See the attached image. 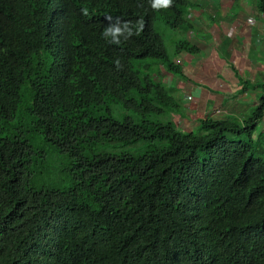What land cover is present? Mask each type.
Returning a JSON list of instances; mask_svg holds the SVG:
<instances>
[{
  "label": "trees",
  "instance_id": "16d2710c",
  "mask_svg": "<svg viewBox=\"0 0 264 264\" xmlns=\"http://www.w3.org/2000/svg\"><path fill=\"white\" fill-rule=\"evenodd\" d=\"M190 6L0 0V264H264V82L183 132L152 75L183 69L158 20L198 52ZM107 15L143 31L109 44Z\"/></svg>",
  "mask_w": 264,
  "mask_h": 264
},
{
  "label": "crops",
  "instance_id": "0c3cea01",
  "mask_svg": "<svg viewBox=\"0 0 264 264\" xmlns=\"http://www.w3.org/2000/svg\"><path fill=\"white\" fill-rule=\"evenodd\" d=\"M189 1L196 5L190 15L197 29L189 37L199 48L185 61L192 73L185 77L162 73L161 79L180 77L168 87L188 94L182 101L185 116L177 119L191 130L196 120L216 117L218 110L240 114L256 103L261 89L252 85L264 82V12L256 8V0ZM185 53L177 54L179 63ZM244 82L250 89H243Z\"/></svg>",
  "mask_w": 264,
  "mask_h": 264
},
{
  "label": "clouds",
  "instance_id": "9594fccd",
  "mask_svg": "<svg viewBox=\"0 0 264 264\" xmlns=\"http://www.w3.org/2000/svg\"><path fill=\"white\" fill-rule=\"evenodd\" d=\"M189 1V0H188ZM173 0H149L150 7L155 10L159 11L162 9H168L172 6ZM190 2V1H189ZM196 5H191L189 8V19L193 22L192 16L190 15L191 10L195 9ZM84 15H87V10H82ZM105 19L108 21L107 26L104 27L103 30V37L109 43L113 45H120L121 43H126L132 39L134 36H139L144 28V21L137 20L134 23L131 21L121 20L119 17L113 18L111 15L105 16ZM194 23V22H193ZM194 28L196 26L194 24ZM177 31V30H176ZM196 30L189 31L195 34ZM197 32V31H196ZM192 37V36H191ZM189 54V53H187ZM115 67L117 70L121 68V61L117 58L114 61ZM220 110L217 111L218 114ZM218 116V115H217ZM225 116V115H224ZM223 117V116H222Z\"/></svg>",
  "mask_w": 264,
  "mask_h": 264
},
{
  "label": "rangeland",
  "instance_id": "374dc122",
  "mask_svg": "<svg viewBox=\"0 0 264 264\" xmlns=\"http://www.w3.org/2000/svg\"><path fill=\"white\" fill-rule=\"evenodd\" d=\"M190 4L191 5H194L191 1H190ZM155 21H157V20H155ZM154 25H155V28H157V30L158 31H160L161 32V34L163 35V39H165V42H166V46H167V49H168V52H169V54L172 56V58H173V60H175L176 62H180V60H179V56H176V50H175V45H176V42L177 41H179L180 39H181V37L183 36V32L184 31H181L180 29L179 30H174V31H172V30H170L168 27H167V25L164 23V21H162V20H158L157 22H155L154 23ZM197 30V29H196ZM196 34H197V32H196ZM190 54H187V53H185L184 54V56H186V59H184V60H182L181 59V62H182V65H183V69H182V75L185 77V75H187V74H191L192 72L191 71H189V69L191 68V66H187V63L186 62H188L189 60H190V58L192 57V56H189ZM186 61V62H185ZM161 66V65H160ZM159 66V67H160ZM192 69V68H191ZM153 70H155L154 72H153V76H155V80H157V81H160L161 80V76L163 77V75H160V76H157V72H158V70H157V66H154L153 67ZM164 72H162V73H164V75L165 74H169V75H172L173 76V74H175V73H170V72H168L167 70H166V68H164L163 67V69H162ZM189 72V73H188ZM178 78H180L179 76H174L173 78H171V80L172 81H170V79H168V77L166 78V81H167V85L170 87L171 85H175L176 84V82H177V80H178ZM182 80H185L184 78H182ZM193 86V89H195V88H197L196 86H194V85H192ZM191 88L189 87V90H190ZM180 90V88H175V91H174V96H176L178 99H180L181 100V98L178 96V91ZM180 96L182 97V100L181 101H183V98H185L188 94L185 92V91H181L180 90ZM181 101H178V103H179V106H180V109H178V110H181V106H182V104H183V102H181ZM184 105V104H183ZM173 114H175V112L173 113ZM227 114V110H221L220 112H219V114H218V116H224V115H226ZM176 117H178V116H176ZM185 122V121H184ZM178 129L179 130H181V131H183V132H186V131H188V126H183V125H181L180 124V121L178 120Z\"/></svg>",
  "mask_w": 264,
  "mask_h": 264
}]
</instances>
